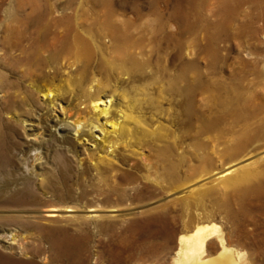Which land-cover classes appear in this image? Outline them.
I'll return each instance as SVG.
<instances>
[{
    "label": "rangeland",
    "instance_id": "1",
    "mask_svg": "<svg viewBox=\"0 0 264 264\" xmlns=\"http://www.w3.org/2000/svg\"><path fill=\"white\" fill-rule=\"evenodd\" d=\"M106 1L109 5L103 0H0V20H5L0 26V37H18L20 24L15 21L7 24L6 20H88L103 32L99 36L91 33L90 38L89 32L81 30L93 48L90 59L82 51L77 55L64 54L66 71L60 69L56 77L51 73L49 81L61 93L56 100L59 116H62V107L70 114L73 109L77 110L85 119L95 116L91 106L80 107L74 100L82 97L86 87L94 82L98 84L96 93L113 92L117 100L109 114L101 115L94 122L98 125L93 128L97 145L87 135L61 129L72 139L71 150H68L60 145L58 137L48 135L52 131L45 132L48 136L45 135V142L38 148L43 155V165L37 166L38 175L26 184L35 203L0 206V219L9 223L14 222L7 219H20L16 221L19 226L23 220H28L23 223L25 230L12 226L31 237L30 247L36 251L40 264L45 255L49 264H170L177 236L199 221L210 220L219 224L232 245L248 252L250 264H264L259 259L260 249L255 243L251 244L257 240L256 233L264 230V206L254 208L250 202L248 215L232 217L230 214L237 208L233 190L225 187L219 190L217 173H214L231 165L224 147L233 142L232 137L245 125V120L255 123L261 120L255 119L254 108L264 112V84L260 74L258 76L264 65V0ZM176 5L180 6L181 18H187L193 26L182 36L181 50L172 40L163 37L169 32L181 35L179 19L172 16ZM98 20H134L141 28L154 24L155 20L157 29L163 25V30L157 32V40L146 29L135 31L136 36L142 37L143 44L136 51L143 50L140 58L146 62L142 75L127 81L113 68L117 56L106 35V27ZM10 25L13 29L8 30ZM180 54L182 59L178 57ZM186 58L194 62L187 72V82L192 83L198 73L203 81H223L236 86L243 98L233 100L232 105L244 114L245 120L236 121L238 116L228 114L227 108L219 109L216 90L212 87H194L190 92L193 110L188 117L184 114L180 102L186 80L179 76L174 82L170 77L178 74L181 61ZM105 62L108 69L102 66ZM17 65H1L0 70L24 89L20 79L24 65L19 68ZM247 67L253 68L254 73H246ZM239 72L244 74L242 81ZM84 81V90H81L79 82ZM30 101L35 107H47L39 93ZM16 105L18 115L10 117L0 112V134L9 153L26 154L28 147L20 118L33 115V110L28 105L23 106L19 98ZM115 110L124 113L128 126L132 127L133 136L128 139V145L123 142L110 146L105 142V137L110 136L104 132L111 128L108 123L103 133L99 131L105 117ZM216 117L221 119V131L197 134L202 121ZM165 145L174 146L169 159L183 155L191 164L193 175L188 183L175 190L162 191L157 184L156 195L140 156L141 153L148 156L161 171L162 154L158 150ZM203 152L210 157L205 166L200 165L197 158ZM262 152L263 148L256 150L257 154ZM263 165L262 160L258 170ZM183 169V166L179 169V175H183ZM134 177L136 182L132 180ZM157 178L160 180L159 172ZM260 178L259 174L251 176L250 184ZM133 185L150 187L145 200L136 205L131 203L132 195H129L133 194L130 190ZM208 186L211 191L198 199L197 191L206 190ZM185 190L189 195L182 199L181 193ZM66 205H73L76 210H61ZM90 205L99 207L104 216L92 217L87 211ZM50 209H58L56 211L63 215L46 217L42 214ZM210 250L215 253L218 245H211Z\"/></svg>",
    "mask_w": 264,
    "mask_h": 264
},
{
    "label": "bare ground",
    "instance_id": "2",
    "mask_svg": "<svg viewBox=\"0 0 264 264\" xmlns=\"http://www.w3.org/2000/svg\"><path fill=\"white\" fill-rule=\"evenodd\" d=\"M103 2L109 5V1L103 0ZM180 13V6L176 5L172 16L179 19L178 30L181 32V35L177 36L176 33L169 32L163 36L165 39L172 40L174 46L179 50L183 48V34L190 31L193 27L186 21L187 18H181ZM182 20L184 21L182 22ZM4 21L5 20H0V26ZM6 21H8L7 24H11L13 21L18 22L20 27L18 28V37L11 38L6 35L0 37V57L2 58V60H0V66L11 67L20 63L17 65L19 68L20 65H24V67L20 69V79L21 83H24V89H21L18 82L9 79L6 73L0 70V107L3 108L0 109V112L7 113L10 117L16 115L15 107L17 106V98L20 99L23 106L28 105L29 109L33 110V115H26L27 117L20 118V122L24 127L25 139L28 147L26 154L14 151L9 153L5 146L4 138L1 135L2 133L0 134V206L19 207L29 206L35 203L32 195L29 194L26 184L29 179L38 175L37 166L43 165V155L38 148L45 142V132H47V130H49V132L52 131L48 135H52L51 137H53V135L54 137H58L60 145L68 148V150H71L72 139L69 134L61 131V129L64 131L73 129L80 136L87 135L89 136L88 139H90L94 145H97L98 141L95 142L93 128L96 126L98 127V125L94 122H97L101 115L106 116L109 114L110 108L112 105H116L114 103L117 100L113 92L96 93V89H98V84L96 82L89 84L86 90L83 88V83H85V81L79 82L81 86L80 89L84 90V99H82L83 96H77L74 100H77L76 103L80 105V107H84L86 104L91 106L95 116H89L85 119L83 116L79 115L80 113L77 110L73 109L74 112L70 114L63 107L60 108L62 116L56 113V100L61 93L49 81L51 73H53V77H56L59 75L60 69L66 71L67 68L64 67L62 60L65 56L64 54L72 53L71 55H77L82 51L89 55L88 58L90 59L93 48L89 39L81 33V30L86 33L89 32L87 34L90 38L91 33L97 36L103 35V32H99L98 29H96L97 27H95L93 21ZM155 21L154 24L146 28H141L142 25H136L134 20H98L101 25L106 27V35L111 39L113 51L117 56L113 60V68L124 75L127 81L132 80V78L137 75H142L143 67L146 63L144 59L140 58V54L143 55V50H141V52L136 51L138 48L143 47L142 37L140 35L136 36V32L139 28L142 31L146 29L147 32L153 36V39L157 40V32L163 30V25L157 29V20ZM11 27V25L8 26V30H10ZM186 55L188 56L189 53L187 52ZM178 57L181 58V54L178 55ZM105 64L106 62L103 63L102 66H104V69H108L106 68L107 64ZM246 64L249 65V62L246 61ZM193 65V60L189 58H186V60L183 59L178 74L170 78L174 80V82L179 76L186 80L187 72ZM47 67H49L48 70L46 69ZM260 71L261 73L258 72V76L260 74L264 84V65ZM240 72L238 77L241 79L240 81H242L244 74L241 75ZM247 72L254 73V70L253 68H248L246 70V73ZM42 80H46V82H42ZM200 86L212 87L216 90L217 103L218 106L220 105L218 107L219 109L221 106H223L222 109L224 108V110L227 108L228 112H230L228 114L232 113L238 116L236 121L241 122L245 120L244 114L239 111L234 104L232 105V102H234L233 100L243 98L242 93L237 91L236 86L226 84L223 81H219L218 83L203 81L198 73L192 83L186 80L184 86L181 88L183 99L180 102V107L184 110V114L187 117L193 110L190 101V92L194 87ZM36 93H39L43 101L47 104L46 108L35 107L31 104L30 100ZM113 112L105 117V121L102 123V127L99 131L103 133L105 129L104 126L108 123L111 128L104 132L106 134L109 133L110 136L105 137V142L110 146L123 142L127 144L129 141L128 139L133 136L132 127L128 126L124 113L122 114L119 110ZM254 113L255 119H261L259 123L245 120V125H243V127L240 126L237 135L232 137L233 142L224 147L225 154L229 155L230 162H232L231 165L227 166L226 169L222 171H214V173H217L218 189L223 190L222 187H225L233 190L232 192L235 197L234 202L237 208L230 214L232 217L237 215H248L250 212L248 204L250 202H252L254 208H261L264 206V165L258 170L259 163L262 160L264 161V112L261 111V108H254ZM129 116L134 118L132 115ZM220 122L221 119L219 120L217 117L202 121V124L197 130V134L221 131ZM186 124L189 126L188 121H186ZM173 148V145H165L158 150L159 154H162L160 162L162 167L161 171H158L159 168L156 163H152L153 161L149 160L150 158H148V156L141 153V161L146 167L148 173L147 177L151 181L156 195L157 184H159V189H162V191L168 188L175 190L179 186L188 183L193 175V168L183 155L169 159V154H172ZM260 148H263V152L257 154L256 150ZM203 153L198 154L197 158L199 159L200 165L205 166L208 165L210 157L208 154ZM240 161H243V163L238 164ZM182 166L184 167L183 175H179V169ZM158 172L160 180L158 179L159 177L157 178ZM255 174H259L261 178L254 184H250L251 181L249 179ZM132 180L135 182L137 181L135 177ZM130 190L133 192V194H129L132 195L131 203L136 205L145 200V197H147L146 195L150 191V187L133 185ZM188 190L181 193L182 199H184L183 197L187 198L186 196L189 195V193H187ZM208 191H211V186H208L206 190L200 191L199 189L196 193L198 199L199 197H203ZM129 195L128 198L130 197ZM255 204H257V206ZM98 208L99 207L95 205H90L87 211L91 212L92 217L101 218L104 214L100 212ZM56 210L58 209H50L46 214H42L46 217L63 215ZM61 210L69 212L75 211L76 208L73 205H66L65 209ZM84 216L86 215L84 214ZM7 220L14 223H9L0 219V264H40L36 259V251L30 247L31 237L15 227L18 226L21 230L26 228V226H23V223H28V220H23L20 226L16 224V221L20 219L12 218ZM12 224L15 226H12ZM221 230L222 229H220L216 221L210 220L199 221L189 231L180 233L177 236V247L171 257L170 264H250L248 252L245 249H240L232 245ZM254 238L257 240L255 242L251 241V244L255 243L260 249L259 259L264 261V230L258 231ZM215 243L218 245V250L212 253L210 247ZM59 256H61V254H59ZM42 260L43 264H49L50 262L46 255Z\"/></svg>",
    "mask_w": 264,
    "mask_h": 264
}]
</instances>
